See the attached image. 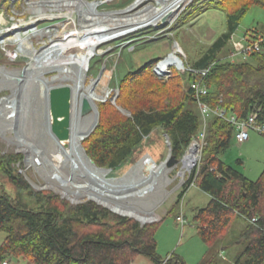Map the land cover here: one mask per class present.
Listing matches in <instances>:
<instances>
[{
    "label": "trees",
    "instance_id": "obj_1",
    "mask_svg": "<svg viewBox=\"0 0 264 264\" xmlns=\"http://www.w3.org/2000/svg\"><path fill=\"white\" fill-rule=\"evenodd\" d=\"M207 3L208 8L225 13V30L199 50L190 63L195 69L210 66L203 77L207 87L203 99L211 107L222 106L238 118L256 113V120L264 123V53L260 49L240 61L222 58L232 52L229 38L246 12L254 5L264 8V0ZM246 36L254 39L257 33ZM157 60L128 70L118 79L120 91L115 104L99 102L98 123L82 140L86 153L97 166L114 171L126 165L156 128L168 136L171 154L181 159L192 139L202 131L191 88L199 75L172 71L166 79L159 78L152 71ZM232 138L231 123L217 116L208 119L199 167L189 175L182 189L183 192L186 187L187 191L189 186H196L209 195L208 203L196 208L193 215L196 234L207 247L196 264H217L221 253L214 247H224L236 240L244 241V248L227 264H264V168L256 180H251L227 165L219 154L230 146ZM21 157L14 154L6 161L0 155V170L16 190L15 194L0 193V232L5 233L0 241V262L22 258L30 264H131L138 255L157 264L163 260L157 253L155 239L163 218L140 226L136 220L112 213L89 199L69 205L50 190L28 191L27 194L35 196L38 207L29 206L23 201L21 189H29L31 185L20 172L14 174L7 168L8 163L20 162ZM178 201L164 217L175 215L177 220ZM109 216L113 221H108ZM255 217L256 221L250 222ZM237 218L244 225L236 237L229 238ZM168 255L166 264H185L174 252Z\"/></svg>",
    "mask_w": 264,
    "mask_h": 264
},
{
    "label": "rangeland",
    "instance_id": "obj_2",
    "mask_svg": "<svg viewBox=\"0 0 264 264\" xmlns=\"http://www.w3.org/2000/svg\"><path fill=\"white\" fill-rule=\"evenodd\" d=\"M39 1L43 2L47 0H0V80H3L0 81V97L10 94L9 86L12 88V83L10 81L13 80L4 81V79L16 77L8 72L14 70L19 71L26 64L28 65L37 55L43 57L40 61H46L52 65L66 62L64 57L60 54L54 53L53 51L51 52L52 48L49 50L48 48L41 47L47 44L49 45L53 40L60 39L62 34L65 35L67 33L66 30L70 28V20H75L74 23L78 30H81L82 26L91 23V21L89 22V15L88 17L86 15L83 16L79 11L80 14L78 17V10L74 4L68 6L61 5L59 4L60 2H58L60 0H52V3L58 2V4H52L53 6H50L49 4L51 3L43 2L36 5V2ZM84 1L98 4L97 7H95V11H97L99 15H106L105 17L103 16L99 22L111 27L123 25L126 19L131 20L133 17L138 18L141 14L144 15L142 17H146L147 19L156 17V13L150 16L146 15L147 13L153 12L147 9L156 4L155 0H138L136 3H134L135 0ZM207 1L208 0H185L168 18L167 22L163 24H150L134 31L132 30L127 34L104 41V43L102 42L95 47L94 52L87 63L88 68L84 81L85 87L88 86L92 80L98 78L101 70L102 72L107 70L106 73L109 74V78L105 81L107 92L105 89H101L99 85H95V90L98 92L101 90L100 94L104 97L102 100L94 103L98 111V120L100 115L99 102L109 101L111 104H115V99L120 91L118 87V79L128 70H135L147 61L150 62L152 59H164L165 57L172 55L173 51L178 54L183 65L190 66V63H192L198 55V51L215 41V39L225 30V13L221 10L208 8ZM37 7L41 8L42 13L44 12L46 15H51V17H42L41 14L35 13L34 10H36ZM158 12L159 11H157V13ZM66 16L70 20H68ZM34 25L39 28L45 27L44 29H47V31L49 30V32L45 33L42 31L41 34H35L32 28ZM115 29L117 28H113V30ZM263 31L264 8L254 5L249 8L242 18L236 28L234 38L240 39L243 36H246L247 33L248 35H252L255 33H262ZM8 46H13L15 49L12 51ZM228 46H230V48L233 47L230 42H228ZM55 47L57 49V46ZM261 52L264 53V45L261 47ZM15 55V59L10 58ZM77 58L78 56L75 54V56H72L68 62L73 65ZM222 58H228L231 61L242 60L241 57L238 56L229 58V55ZM35 70H33V72ZM170 70L171 73L172 71H175L178 74L181 73L180 70L175 67L170 68ZM170 70H167V75H169ZM61 74H59V71L57 70L47 72L43 76V78H46L47 80L45 82H43L40 77V81L43 84L42 87H44L43 89L47 90L48 87L57 84L73 85L70 78H66L64 73ZM159 78L164 77L161 76ZM39 91L38 84H35L31 78V81L27 82L25 85L24 93L19 97L20 101L26 100L27 103L25 106H21L20 103L17 104L12 120L13 123L12 121L11 123L14 124L23 135L27 136L35 146L38 147L43 144L42 150L50 152V160L58 164L57 159L54 156L56 152L52 150L53 146L51 141L48 139L46 140L47 136L44 137L45 133L43 132H45L44 130L48 127L44 112H46L48 104L45 103L44 105V99H46V97H43L44 95L41 97V100L38 99ZM84 91L85 89L83 88L80 92L82 93ZM77 97L78 96L73 100V105H78L76 106L77 112L74 119L76 129L81 130L87 128L91 124L93 121V114L91 113L89 116L80 115L79 110L81 102L79 100L77 102ZM5 125L6 124L0 117V155L6 157V161L11 155H22L20 162L8 163L9 165L7 168H9L14 174L20 172L24 177L26 175L37 185V187H39V189H35L32 186H30L29 189H21L23 201L27 202L29 206L38 207L35 203V196L27 194L30 190L31 192L50 190L61 198L60 194H62V189L60 190L56 186L48 185V187L40 189V187L46 186V180L43 176L45 172L42 169L40 170V168H37L34 164L25 167L23 160L25 157L27 158V154L24 151L19 150L13 142L15 128L13 127L12 131L1 133V128ZM41 135L44 137L43 139H41ZM40 139L41 143L39 141ZM205 144L206 143L204 142L203 146ZM169 151H171L170 144L166 141L165 132L161 128H156L134 151L131 161L126 165L121 166L116 171H121L126 169V167L128 168L135 159L142 157L144 153L152 154L156 157V162L160 163L168 156ZM185 151L186 150H184V152ZM196 156L198 158V154ZM200 156L201 152L195 165L191 164L189 172L183 167L181 162H178L171 168H167V183L163 185V189L167 190L169 193L165 196L164 200L156 210H154V219L150 222H146L151 223L163 218L155 232V239L158 244L157 251H162L164 253L160 254L163 259L168 255H166L164 251H166L175 239L176 242L173 249H170V253L173 251L175 254H181L185 251L190 257H192L191 261L196 257L199 259L198 262L201 261L207 250L205 244L196 234L193 215L196 208L204 207L208 203L209 195L200 191L196 186H190L185 194H183V192L186 191L187 187L182 192L184 183L189 175L193 171H197L200 163ZM41 157L43 156L41 155ZM219 157L227 165L233 166L247 178L256 180L264 168V137L251 131L248 140L246 139V141L238 142L233 135L230 146L221 151ZM130 176L131 177L129 178L131 179L133 177H138L135 176V174ZM6 178V173L3 170H0V193L9 192L15 194L16 190L11 184H9ZM157 191L159 192L158 189ZM64 199L69 202V205H76L71 202L70 199ZM88 199L83 198L80 202L87 201ZM177 199L179 200L176 205V207L178 206L177 213L179 215L180 212H182L185 218L183 225H181L180 221L175 219V215L164 217L166 212L173 206V204H175ZM111 212L115 213L113 211ZM115 214L120 215L118 213ZM123 217L130 218L128 216ZM131 219L136 220L135 218ZM108 221H113L112 216L108 217ZM136 221L140 226L144 225H141L138 220ZM242 224L243 220L237 218L234 228L231 230V233H229V238H232L235 229ZM4 236L5 233L0 232V241L3 240ZM244 245V241L240 243H236L235 241L224 245L223 250L225 256L222 257L220 254V256H218L217 264H227L233 261L234 258L241 253ZM217 248L220 249V245H216L214 250H218ZM9 264L30 263L24 259L14 258L10 259Z\"/></svg>",
    "mask_w": 264,
    "mask_h": 264
},
{
    "label": "bare ground",
    "instance_id": "obj_3",
    "mask_svg": "<svg viewBox=\"0 0 264 264\" xmlns=\"http://www.w3.org/2000/svg\"><path fill=\"white\" fill-rule=\"evenodd\" d=\"M155 1L156 4L151 7H148L147 9L153 12L147 13L146 14L147 16L153 15L155 13H156L155 16H158L161 13V11L164 10V8L172 4H173L172 8L175 9V6L177 4L181 5L182 2L185 0H155ZM43 2L51 3L49 4L50 6H53L52 4L57 5L58 2H60L59 4L61 5H67V6L74 4L78 10V17L80 12L82 13L83 16L84 15H86L87 17L88 15L90 16L89 22L91 21V23L82 26L81 30L77 29V26L74 23L75 20L72 21L66 16L67 19L71 21V25H69L70 28L66 30L67 33L65 35L62 34L60 39L51 41L49 45L47 44L41 47V48H48L49 50L50 48H52L51 52L53 51L54 53L60 54L62 57H64V60L66 62L58 63L57 65L56 64L52 65L46 61H40L41 58L43 57H39L37 55L27 65V70H29V75L30 73L33 74L31 78L33 82L35 84L37 83L39 86L40 89L38 94L39 100H41V97L44 95V90H45L43 89L44 87H42L43 84L40 81V77L43 79V76L47 72L57 70L59 71V74L64 73V76L66 78H70L73 82V85L71 86L75 91V95L72 99V105H73V100L76 99V96H78L77 102L78 100L81 102L83 97H87L91 102V104H94L96 101H100L101 97L104 98L103 95L100 94L101 93L100 89L99 92L95 90V85H99L101 89H105V91L107 92L106 84H105V81L107 80V78H109L108 77L109 74L106 73L107 70L102 72L103 75L101 74L102 76L98 77L99 79L97 78L96 80H92L91 83L86 87L84 85L86 71L88 68L87 63L89 61V58L92 56L95 47L98 44L102 42L104 43V41H108L115 37L127 34L132 30L134 31L138 28L145 27L150 24H155V23L157 24V20L159 19V17L147 19L146 17H142L144 15L141 14L140 15L141 18L133 17L131 20L126 19L123 25L117 27H111L99 22V20L103 18V16L105 17L106 15L104 14L99 15V13L95 11V7H97L98 5L96 3L89 4L84 0H60L58 2H53V3L52 0L50 1L47 0ZM43 2L42 1L36 2V5L41 4ZM34 11L35 13L41 14L42 17H49V18L51 17V15H46L44 14V12L42 13L41 8L39 7H37L36 10ZM157 11L159 12L157 13ZM32 28L35 34H41L42 31H44L45 33L49 32V30L47 31V29H44L45 27L39 28L36 25H34ZM113 28H117V29L113 30ZM55 46H57V49ZM8 47L12 51L15 49L13 48V46H8ZM54 47L56 50L54 49ZM75 54H77L78 58L76 59L75 63L72 65L68 61L69 59H71L72 56H75ZM15 57L16 55L10 58L15 59ZM159 61H158L159 62L158 70L161 71L162 70L167 71L168 70L167 68L169 66L179 67L180 63H182L178 57V54L175 51L172 52V55H169L164 59H160ZM33 70L35 71L33 72ZM8 73L16 76L15 78L4 79V81L13 80L10 82L12 83L11 89L14 90L16 87L17 79L20 77L19 75L20 70L17 72L18 74L15 71ZM83 88L85 89V91L81 93L80 91ZM7 99L8 101L0 100V117L2 118V121H4V123L6 124L4 127L1 128V133L5 131L13 130V124L11 123V121L13 120L17 108V104L14 103V99H15L14 96L7 97ZM24 102L27 103L26 100ZM76 106L75 105H73V107L71 106L72 118L75 117L74 115L77 112ZM4 111L6 112L4 113ZM44 117L46 118L45 120L49 123V121L47 120L48 110L44 112ZM75 130L76 129H74V132ZM13 142L19 150L26 152L27 154V159L25 160L26 167L29 166L30 164H34L37 168H40V170L42 169L45 172L43 176L46 180V184H45L46 186H47V182H49L48 184L49 186H56L60 190L62 189V191H64L72 200L75 201L81 200L83 198L86 199V197L94 198L98 201L103 202L109 208L118 211L119 214L134 216L136 217L135 219H138V221H141L142 223L145 220L154 218V210H156V208L164 200L165 196H167V194L169 193L167 190L163 189V185L167 183V176H166L167 168L164 167L163 164L157 163L155 160L156 157L150 153L149 154L152 158L151 159L148 158L147 162L143 163L142 161H140L136 163L140 159L138 158L135 159L132 162V164L128 166V168L126 167V169H123L121 171H116V170L113 171V169L109 171H104L105 177H114V178L109 179L107 182L108 184L104 187V189H102V187L94 188L93 183L87 185V181L90 180L85 177L80 178L79 175L83 173L81 171L83 169L81 167L79 159H77L78 156L75 150H73L74 149L73 139L69 140L70 146L67 147L56 146L52 144L53 146L52 150L56 152L54 156L57 159L58 164L50 160L49 159L50 157L47 156L48 153H46L45 151L42 154L43 157L41 158L36 157V152L38 153L36 146L32 143L30 139L27 138V136L23 134L22 135L19 134V136L15 135L13 137ZM193 142L196 141L194 140ZM33 148L35 154H31L30 152V150H33ZM35 149L37 151H35ZM186 151L187 152L183 154L182 158L179 159L180 160L179 162H181L183 167L189 172L191 164H195L196 160L199 158V153H197L192 148L191 149L187 148ZM197 154H198V158L196 156ZM151 169H152V174L151 176H149L148 173ZM159 170H161L160 173ZM133 174H135V176L138 177L137 178L133 177L132 179L129 178L131 177L130 175ZM52 175H55V177H53V179H50V176ZM69 175L70 176L73 175L74 179L70 178L68 180ZM70 180H73L74 183ZM34 186L35 188H39L35 183ZM157 189L159 190V192L157 191ZM254 219L255 218H252L250 222L254 223L255 221ZM177 220L180 221L181 225H183L185 222L184 215L182 216L178 215Z\"/></svg>",
    "mask_w": 264,
    "mask_h": 264
},
{
    "label": "water",
    "instance_id": "obj_4",
    "mask_svg": "<svg viewBox=\"0 0 264 264\" xmlns=\"http://www.w3.org/2000/svg\"><path fill=\"white\" fill-rule=\"evenodd\" d=\"M136 2H138V0L134 1V3H136ZM89 4H92V3L90 2ZM179 6H180V4H177L175 6V9H173L172 8L173 4H172V5H169L168 7L164 8V10L161 11V13L158 16H156V17H159V19L157 20V23L163 24V23L167 22L168 18L179 8ZM98 34H100V33H98ZM100 39H102V38H100ZM14 71L16 73L18 72V70L17 71L14 70ZM101 73H102V70L100 71V74L98 77L101 76ZM19 75H20V77L17 79L15 89L12 90L9 86L10 94H8L7 96L0 97V100L8 101L7 97L14 96V98H15L14 103H16V104L20 103L21 106H23V105L25 106L26 103H24V101H20L19 97H21V95L24 93V88H25V85L27 84V82L31 81L32 73H30V75H29V70H27V64L22 69H20ZM42 80H43V82L47 81L46 78H43ZM74 95H75V91H74L73 87L71 85H68V84H59V85L57 84L54 86H50L47 88V90H45L43 97H46V99H44V105H45V103L48 104V107H47L48 119L47 120L49 121V123H47L48 127H46V129L44 130L45 132H43V133H45L44 137L47 136L46 140L48 139L49 141H51V143L53 145L62 146V147L70 146L69 140L73 139V145H74L73 150H75V152L78 156L77 159H79V162H80L81 167L83 169V170L80 169L83 172L82 174L79 175L80 178L85 177V178L89 179L90 181H87V185L93 183L94 188H96V187L101 188L102 187V189H104V187L108 184L107 183L108 180L114 178V177H105L104 171L112 170V168L97 166L95 164V162L86 153V151L82 145V140L85 137H87L94 130V128L96 127V125L98 123V111L95 107V104H91V102L89 101V99L87 97H83L81 100V105H80V110H79L80 115L89 116L92 113L93 114V121L91 122V124L87 128L77 130L75 128V126H76L75 125V119L72 118V113H71L72 99H73ZM102 99L103 98L101 97L100 100H102ZM118 108L122 112L129 114V112L126 111L125 109H123L119 106H118ZM5 112L6 111H4V113ZM10 115H12V114H10ZM3 116H4V114H3ZM13 127L15 128V135L16 136H19V134L22 135L21 131H19L17 129V127L14 126V124H13ZM74 129H76L75 132H74ZM165 136H166L167 143L170 144L168 136L167 135H165ZM44 137L42 136L41 139H43ZM41 139L39 140L40 143H41ZM42 146H43V144H42ZM42 146L39 145L38 146L39 148L36 146V148L38 150V153L36 152V157H38V158H41V155L45 151V150H42L43 149ZM188 148H190V149L192 148L193 150H195L197 152L198 143L191 141ZM37 150L35 149V151H37ZM30 152H31V154H35L34 148H33V150H30ZM46 153H48L47 156L50 157V155H49L50 152L46 151ZM148 158L151 159L152 157L150 156V154L146 153L142 157H140V159L136 163H138L140 161H142L143 163L147 162ZM26 159L27 158L25 157L23 160L25 163V167H26V161H25ZM179 161L180 160L175 158L171 154V151H169L168 156L163 161H161L160 164H163L164 167H166V168H171L174 165H176ZM78 170H79V168H78ZM160 172H161V170H159V173ZM125 173H123V174H125ZM151 174H152V169L149 171L148 175L151 176ZM70 175H69L68 180L70 178L74 179V176L73 175L70 176ZM53 177H55V175L50 176V179H53ZM25 179L29 182V184L31 186H33L35 188L32 180L29 179L26 175H25ZM70 181H72L74 183L73 180H70ZM48 184H49V182H47V186H45V187L42 186V187H40V189H42V188L44 189V188L48 187ZM35 189H39V188H35ZM60 195H61V198L62 197L68 198V199H70L71 202H73L75 204L80 202V200H78V201L72 200L64 191H62V194H60ZM86 198L87 199L89 198L90 200L95 201L97 204L103 205V206L107 207L109 210H111L115 213H118V211H115V210L109 208L107 205H105L101 201H98V200L91 198V197H86ZM123 216H128L130 218H136V217L131 216V215H123ZM153 219L145 220V221H143V223L141 221H139V222L141 225H143V224H145V222H150ZM136 220H138V219H136Z\"/></svg>",
    "mask_w": 264,
    "mask_h": 264
},
{
    "label": "built area",
    "instance_id": "obj_5",
    "mask_svg": "<svg viewBox=\"0 0 264 264\" xmlns=\"http://www.w3.org/2000/svg\"><path fill=\"white\" fill-rule=\"evenodd\" d=\"M229 42L232 44V52L229 55V58L241 57V59H246L249 53L258 52L262 45L264 44V31L262 33L257 34V38L251 39V37L243 36L240 39H235L234 34H231L229 38ZM159 61V60H158ZM156 62L153 67V73L158 77H168L171 74L170 68L175 67L180 70L181 73L185 71H190L199 75V79L193 81L191 83V88H193V95L196 100V104L201 116L202 121V131L197 135L196 142L198 143L197 153L200 154L202 146L204 144L205 138V130L207 126L208 119L213 116L220 117L227 122L233 125V135L238 142H243L248 140L249 133L251 131L257 132L258 134L264 137V123L257 121L256 113H249L244 118H238L235 114L228 112L224 107L217 106L211 107L208 103L203 99V96L207 93V87L203 83V77L207 74L210 66L200 69L192 68L191 66H185L183 63H180L179 67L169 66L167 69L170 70L169 75H167L168 71L158 70V63ZM182 62V61H181ZM195 165V164H194ZM193 185V183H191ZM183 213L180 212L179 216H182ZM256 221V217L254 219ZM254 221V222H255ZM170 258V255L164 257V259L159 264H166L167 260ZM0 264H8L7 259L0 262Z\"/></svg>",
    "mask_w": 264,
    "mask_h": 264
},
{
    "label": "crops",
    "instance_id": "obj_6",
    "mask_svg": "<svg viewBox=\"0 0 264 264\" xmlns=\"http://www.w3.org/2000/svg\"><path fill=\"white\" fill-rule=\"evenodd\" d=\"M236 31V30H235ZM235 33V32H234ZM210 45V44H209ZM249 139V138H248ZM201 191V190H200ZM187 192V191H186ZM244 223V222H243ZM244 224L238 226L236 229H235V232H234V235H232V237H236L238 235V232L241 230V228L243 227ZM234 228V227H233ZM232 228V229H233ZM231 229V230H232ZM231 233V231H230ZM242 240H236V243H240ZM176 242V239L173 243H171V245L166 249V251H164L167 254L170 253V249L172 250L173 247H174V244ZM158 246V244H157ZM231 250V249H230ZM173 252V251H171ZM157 253L160 255V254H164L162 251H157ZM220 253H221V256L224 257V250H223V246H221L220 248ZM176 255H179L183 261L185 262V264H196L198 262L199 259H197L198 257H196L195 259H193V261H191V258L189 256V254H187L185 251L181 254H176ZM161 256V255H160ZM162 257V256H161ZM200 258V257H199ZM22 259V258H20ZM195 260V261H194ZM131 264H157L156 262H154L153 260H151V258L147 257V256H143V255H138L134 261L131 263Z\"/></svg>",
    "mask_w": 264,
    "mask_h": 264
}]
</instances>
